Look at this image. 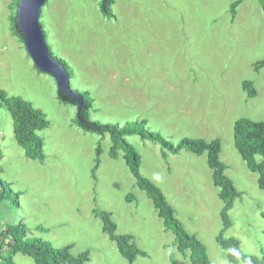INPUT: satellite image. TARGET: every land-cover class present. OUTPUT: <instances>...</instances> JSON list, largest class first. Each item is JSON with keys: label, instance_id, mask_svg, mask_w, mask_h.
Here are the masks:
<instances>
[{"label": "rangeland", "instance_id": "obj_1", "mask_svg": "<svg viewBox=\"0 0 264 264\" xmlns=\"http://www.w3.org/2000/svg\"><path fill=\"white\" fill-rule=\"evenodd\" d=\"M234 1L115 0V17L107 18L101 0H50L41 23L52 53L71 68L72 87L90 92L93 120L120 126L144 120L174 145L184 138L222 141L226 175L242 193L224 236L240 240L238 264H246L243 254L264 250V192L235 147L234 123L264 122V68L254 70L264 59V10L260 0H243L233 20ZM16 13V0H0V90L32 103L51 125L40 132L47 158L33 161L17 143L13 118L0 101V178L10 184V194L0 200V241L8 226L24 223L55 248L72 246L76 256L89 252L87 264H191L137 187L124 152L112 159L110 135L80 129L77 107L58 100L55 78L35 67L11 31ZM246 80L254 82L256 97L243 91ZM128 139L142 157L143 176L161 188L211 261L230 264L217 242L224 204L208 153L173 154L137 135ZM99 144L102 164L94 175ZM3 190L0 185V195ZM95 211L112 213L117 233L133 235L147 256L126 260ZM5 257L6 251L0 263ZM14 261L35 264L21 253Z\"/></svg>", "mask_w": 264, "mask_h": 264}, {"label": "trees", "instance_id": "obj_2", "mask_svg": "<svg viewBox=\"0 0 264 264\" xmlns=\"http://www.w3.org/2000/svg\"><path fill=\"white\" fill-rule=\"evenodd\" d=\"M19 1L16 0V8H18ZM242 1L235 0L231 4L233 20L236 18L237 9ZM49 2L50 0H47L46 5ZM260 2L264 10V0H260ZM114 3L115 0H101V14L107 18L115 17L112 9ZM16 14L11 17V31L14 36L24 43L23 37L16 25ZM62 61L71 75L70 66L66 61ZM263 68L264 59L256 63L254 70L259 72ZM242 89L246 92L248 98H254L258 93L254 82L250 80L242 83ZM78 91L84 97V104L81 111L77 113V126L87 133L103 136L105 134L110 135L112 141V147L109 152L110 157L117 160L120 157V151L124 152V159L136 181L137 187L144 191L152 201L165 228L173 232L176 237L179 252L185 258H189L191 264L214 263L208 255L205 244L196 234L190 233L178 219L175 208L169 203L161 188L143 176L141 172L142 157L128 138L137 135L143 140L159 143L165 150L173 154H178L183 150L190 151L199 156L208 153V165L213 171V183L219 189V197L224 204L221 210L223 230L217 237V242L224 251H227L230 264H238L239 253H241V242L236 237H225L224 233L232 226L229 212L233 209L235 201L241 198L242 193L236 189L234 182L226 175L228 166L220 158L222 141L215 139L208 142L203 139L184 138L177 145H174L157 132L147 129V122L144 120L127 122L123 126L93 120L91 111L94 100L91 98L90 92ZM57 98L63 104L76 107L78 105L72 97L63 94L59 89L57 90ZM0 101L5 105L13 118L15 139L19 146L24 149L26 157L43 163L47 156L45 153V140L40 135V132L51 125L46 114L42 110L35 108L29 101L20 97L9 96L3 90H0ZM234 143L247 168L251 172L258 174V186L264 192V122L254 121L249 118L236 120L234 123ZM102 154V145L99 144L96 148L94 175L102 164ZM2 157L3 152L0 149V160ZM1 172L2 168L0 167ZM0 185L5 189L0 195L1 200L7 198V195L10 194L9 190H7V186H10V184L0 178ZM128 199L135 201L133 195H129ZM95 215L101 219L103 232L116 243L120 254L126 260L133 263L138 257L147 256V253L138 247L133 235L117 233L118 227L112 219V213L108 211H95ZM39 229L42 228L39 227ZM5 238H9L7 243L4 240ZM5 251L7 257L2 258L0 264H16L14 256L18 253L31 257L35 264H87L90 261L89 252L86 251L76 256L72 253V246L55 248L50 242L33 236L29 227L24 223L8 226L5 229L3 239L0 241V255ZM242 260L246 264H264V250L261 251V255L243 254Z\"/></svg>", "mask_w": 264, "mask_h": 264}, {"label": "water", "instance_id": "obj_3", "mask_svg": "<svg viewBox=\"0 0 264 264\" xmlns=\"http://www.w3.org/2000/svg\"><path fill=\"white\" fill-rule=\"evenodd\" d=\"M46 3L47 0H20L16 25L35 67L55 78L58 89L76 101L77 113H79L84 104V97L72 87L71 75L63 61L52 54L41 23L42 11Z\"/></svg>", "mask_w": 264, "mask_h": 264}, {"label": "flooded vegetation", "instance_id": "obj_4", "mask_svg": "<svg viewBox=\"0 0 264 264\" xmlns=\"http://www.w3.org/2000/svg\"><path fill=\"white\" fill-rule=\"evenodd\" d=\"M128 201H129L130 203H132V202H133V200L131 201V200H129V199H128Z\"/></svg>", "mask_w": 264, "mask_h": 264}, {"label": "crops", "instance_id": "obj_5", "mask_svg": "<svg viewBox=\"0 0 264 264\" xmlns=\"http://www.w3.org/2000/svg\"><path fill=\"white\" fill-rule=\"evenodd\" d=\"M76 90H79V89H76Z\"/></svg>", "mask_w": 264, "mask_h": 264}]
</instances>
